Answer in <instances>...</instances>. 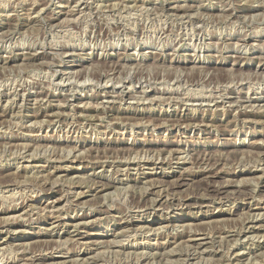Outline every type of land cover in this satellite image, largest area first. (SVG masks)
<instances>
[{"label": "rangeland", "instance_id": "374dc122", "mask_svg": "<svg viewBox=\"0 0 264 264\" xmlns=\"http://www.w3.org/2000/svg\"><path fill=\"white\" fill-rule=\"evenodd\" d=\"M15 263L264 264V0H0Z\"/></svg>", "mask_w": 264, "mask_h": 264}, {"label": "bare ground", "instance_id": "6f19581e", "mask_svg": "<svg viewBox=\"0 0 264 264\" xmlns=\"http://www.w3.org/2000/svg\"><path fill=\"white\" fill-rule=\"evenodd\" d=\"M123 6V5H122ZM91 13V12H90ZM78 14H80V13H78ZM76 17V16H75ZM75 19V18H74ZM77 23V22H76ZM214 24V23H213ZM163 28V27H162ZM101 32V31H100ZM161 37V36H160ZM205 43V42H204ZM45 47V46H44ZM72 76V75H71ZM186 79V78H185ZM233 80V79H232ZM260 86V85H259ZM205 94V93H204ZM113 95V94H112ZM179 96H181V95H179ZM212 96V95H211ZM243 98V97H242ZM138 100V99H137ZM140 100V99H139ZM59 104V103H58ZM201 166V165H200ZM57 175V174H56ZM106 188V187H105ZM81 194V193H80ZM6 202V201H5ZM164 205V204H163ZM260 227V226H259ZM258 227V228H259ZM174 228V227H173ZM196 232H197V230H196ZM210 234V233H209ZM196 235H205V233L204 232H199L198 234H196ZM208 235V234H207ZM212 238V237H211ZM200 239V238H199ZM65 244V243H64ZM66 245V244H65ZM27 249V248H26ZM187 252H189L188 250H187ZM195 252V251H194ZM37 253V252H36ZM191 253V252H190ZM42 255V254H41ZM37 259V258H36ZM33 260V259H32ZM31 260V261H32ZM183 261V260H182ZM189 261V260H188ZM15 264H17V263H15ZM187 264V263H186Z\"/></svg>", "mask_w": 264, "mask_h": 264}]
</instances>
